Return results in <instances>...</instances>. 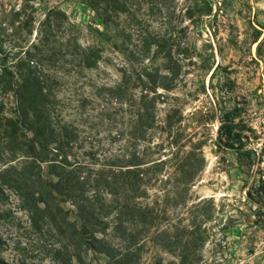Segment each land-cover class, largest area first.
I'll return each mask as SVG.
<instances>
[{"label": "trees", "instance_id": "obj_1", "mask_svg": "<svg viewBox=\"0 0 264 264\" xmlns=\"http://www.w3.org/2000/svg\"><path fill=\"white\" fill-rule=\"evenodd\" d=\"M62 1L93 11L111 32V39L121 26L127 30L129 42L135 33L139 47L129 48L126 38V46L118 50L126 58L119 70L121 79L112 85L100 83L92 73L103 71L104 48L82 46L67 14L57 5H49L47 0H23L21 11L15 12L17 17L24 16L19 28L32 36L37 10L42 11V19L37 21L35 40L21 50L16 65L3 70L5 80L0 83L14 99L13 108L3 118L5 138L22 147V160L35 168V175L5 167L0 171V185L27 190L24 197L33 202L32 209L51 221L61 236L62 225L67 224L61 206L68 205L71 221L67 225L72 238L90 256L87 264H140L147 241L177 258L169 263L155 257L149 264H203L198 249L202 238L194 228L178 248L150 240L148 221L154 209L146 197L155 170L167 161L172 162L174 174L193 172L189 153L182 152L184 156L178 158L184 147L178 136L184 116L179 99L171 94L184 81L181 67L185 64L173 56L172 49L179 46L175 24L212 17V0H184L179 10L178 0ZM153 22L164 26V33L151 30ZM251 39L259 52L264 33L253 27ZM111 45L116 51L115 43ZM216 100L214 144L218 151H234L255 166L257 179L247 187L246 199L257 206L254 216L262 219L264 229V140L257 151L254 144L258 137L242 120L241 106L226 109L221 97ZM159 105L167 108L164 117L157 115ZM116 115L125 125L113 137L108 136L111 144L104 149L106 140L98 137L97 127L114 122ZM155 133L166 136L159 149L170 145L176 157L153 160L150 147L142 149L141 144L149 145ZM115 143H120L118 151L112 148ZM32 184L35 190L30 193ZM138 219L143 229L136 233L131 226ZM163 232L166 230L157 229L156 234ZM0 264L8 263L0 256Z\"/></svg>", "mask_w": 264, "mask_h": 264}, {"label": "rangeland", "instance_id": "obj_2", "mask_svg": "<svg viewBox=\"0 0 264 264\" xmlns=\"http://www.w3.org/2000/svg\"><path fill=\"white\" fill-rule=\"evenodd\" d=\"M22 2L0 0L1 80H5L3 70L16 65L22 56L21 50L35 40L37 21L42 19V11L37 10L33 34L26 35L19 28L24 16L15 15L21 11ZM47 2L67 14L82 46L104 48L106 63L103 71L100 75L93 72V77L110 85L119 81V70L126 58L118 50H123L124 44L126 46L127 30L121 26L116 38L111 39V32L90 9L62 0ZM184 3V0H178V10ZM212 5L215 12L212 17H204L195 23L184 19L175 24L179 46L174 45L172 54L185 64L181 67L184 81L171 94L179 99L184 116L178 131L184 147L178 158L189 153L188 163L193 172L188 176L174 174L172 162L168 161L154 171L146 197L154 209L148 231L150 240L174 244L178 248L184 235L194 228L202 238L198 249L203 264H264L262 219L254 216L257 206L246 199L247 187L257 179L256 168L234 151H218L214 144L218 126L216 105L219 102L216 98L220 97L226 109L236 104L241 106L242 120L258 137L254 144L257 151L264 140V43L258 52L257 44L251 39L253 27L264 33V0H212ZM143 10L147 11L146 6ZM149 28L164 33V26L159 22H153ZM126 40L129 48L139 47L135 33L130 42L128 38ZM112 43H115L116 51L112 49ZM13 106L12 93L0 83V171L13 166L18 173L35 175V168L25 165L22 160V147L17 142L10 143L4 135L3 118ZM166 109L159 105L157 115L164 117ZM119 116L116 115L114 122L97 127L98 137L106 140L104 149H109L111 144L108 136L113 137L115 131L125 125L118 122ZM91 134L95 136L94 131ZM164 139L165 135L155 133L149 145L141 144L142 149L149 146L154 152L150 155L153 160L176 157L175 148L166 143L159 149ZM119 145H112L113 150L118 151ZM32 186L28 190L30 193L35 190L34 184ZM26 191L0 185L1 258L8 264H87L90 256L71 236L69 206H61V217L68 224L62 225L64 235L61 236L51 221L32 209L33 202L24 197ZM141 224L138 219L131 227L137 233L143 229ZM157 229L166 232L158 235ZM155 257L169 263L177 260L161 246L147 241L140 264H149Z\"/></svg>", "mask_w": 264, "mask_h": 264}]
</instances>
